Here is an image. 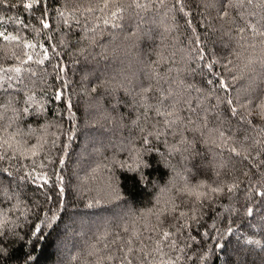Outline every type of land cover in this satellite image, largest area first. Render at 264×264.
<instances>
[{
  "label": "trees",
  "instance_id": "1",
  "mask_svg": "<svg viewBox=\"0 0 264 264\" xmlns=\"http://www.w3.org/2000/svg\"><path fill=\"white\" fill-rule=\"evenodd\" d=\"M90 2L95 3L96 0H41L40 5L34 6L33 10H25L23 0H19L17 8L0 7V15L5 17L4 21H0V29L19 34L33 43L37 41L44 43L50 53V59L45 61L44 65L29 62L24 66L30 67L36 75L33 76L29 71L20 74L23 80V84H17L21 89L20 96L14 92L9 96L8 92L0 90V104H7L11 100L14 106H22L25 89L34 93L37 101L47 93L49 103L46 107L51 110L48 118L62 125L60 129L55 127L49 129V133L56 132L59 136L55 149L33 158L35 163L32 160L21 161L27 165L26 170L31 171L32 175L19 182V187L11 189L20 192L19 198L23 203L9 215L14 220L19 217L16 231L25 239L13 241L9 246L10 256L7 259H0V264H23L24 256L28 253L33 257L32 264H85L86 259H91L86 257V251L100 233L106 228L116 230L117 225L130 221L133 213L138 214L141 209L152 207L157 194L156 186H164L170 178L181 182L175 172H182L184 168L191 169L187 174L193 182L197 179H206L209 182L230 179L231 175L238 176L241 181L240 188L233 194L231 200L225 194L204 209L206 215L202 221L203 227L199 231L203 232L215 221L216 228L224 233V239L204 241L212 250L209 264H264V202L245 199L244 192L248 186V179L242 175V171L249 166L248 162L241 163L240 158L234 157L226 147L218 149L212 144L200 143L198 133H186L189 139L193 135L197 137L198 155L194 157L184 159L180 153H174L169 157L170 166L165 167L164 163H157L160 157L153 154V168L148 171L151 179L156 182L155 185H149L147 189L139 186L133 188L132 182L127 181L122 185L126 200H112L105 195L108 177L114 175L122 180L124 175L113 165V158L118 161L127 160L130 153L141 147L140 137L143 134L132 121L140 115L139 124H143L144 109L139 100L142 89L151 87L146 93L150 103H155L160 91L165 95L171 91L172 98L167 103L179 101L177 107L181 109L180 114L185 118L197 119V113L190 112L184 101L192 100V107L195 108L196 98L201 93H197L194 88H188V85L207 88L205 80L215 78L211 77L207 69H197L195 73L189 71V66L195 67V63L188 59L189 50L195 47L189 43L190 38H193L192 28L196 29V35H199L203 42L204 63H208L213 57L219 61L214 70L225 77L230 85L228 92L233 98L238 93L242 97L250 94L256 99L264 95V65L258 59H254L251 65L245 67L249 57L260 55L259 48L253 51L247 46L239 47L238 37L234 34L235 25L229 21H221L216 8L205 7L210 0H183L185 11L189 12L187 17L179 11L178 5L173 9L175 0H164L162 6L159 5V0H154L158 6L148 11L129 9L125 12L123 24L119 28L105 27L101 24L103 34L97 35L96 43L87 47L83 54H79L73 49L79 47L76 41L82 34V28L70 20L71 29L61 24L60 31H56L58 19L56 10L57 8L63 10L65 3L71 7L87 6ZM45 4L52 31L45 30L37 36L31 28H24L23 24L16 23L20 20L24 24H37L35 17L41 14ZM256 11L259 12L258 9ZM7 17L12 19L8 20ZM77 18L82 25L84 17L77 13ZM250 19L258 21L260 16ZM186 20H191V27ZM237 23L242 25L243 21L237 18ZM63 32L69 33L70 44L69 47H58L56 51L60 55L56 56L51 51V44L58 43ZM49 35L53 37L51 42L47 40ZM24 51L22 44L17 46L13 42L5 47V42L0 40V68L5 69V72H0V76L15 75L7 71L20 63L13 53L23 59ZM28 51L35 58L41 49L37 47ZM57 61L66 64L65 72L61 73V81L55 79L56 72L53 70V65ZM228 61L232 63L228 64ZM226 64L231 69L230 72H225ZM232 76H236L237 79L232 81ZM63 81H67L63 93L65 100L71 98L73 118H69L66 104L53 99V88L60 87ZM13 83L16 81L13 80ZM94 85L96 91H92ZM4 86L7 88L6 82ZM12 91L9 89V92ZM216 94L225 95L219 89ZM116 100L121 103L116 104ZM214 104L216 100L213 96L205 101L204 106L211 108ZM217 111L231 118V128L225 125L224 130L236 136L238 147L239 141L243 140L245 135V129L249 126L240 122L238 117H231L226 104H221ZM54 112L61 115L54 116ZM10 115L11 112H8L6 117ZM209 119L211 121L214 117L210 115ZM5 123L6 120L0 121V127ZM27 123L37 127L36 123L29 119L21 122L25 130ZM69 133L72 136L71 140L68 139ZM248 134L255 135L251 129ZM51 138L49 135V139ZM164 139L162 137L159 142L153 141V144L167 155ZM167 140L169 143H175L171 135ZM31 142L34 143L35 139L33 138ZM245 143H251V140ZM63 144L68 145L66 150ZM46 155H50L51 160L46 159ZM60 156L64 158L63 164L59 162ZM222 163L224 167H220ZM41 164L44 165L43 168L40 167ZM233 167L236 169L235 172ZM24 171L25 169H22L20 174L23 175ZM216 172L220 173L219 177L215 175ZM39 174H46L48 177V183L43 187L40 186L43 181L33 183V179ZM98 199L100 203H96ZM14 203L15 199L8 202L0 197V209H8ZM222 205H230L239 211L232 212L230 208ZM249 205L254 209L251 216L246 214V207ZM25 208L28 209L27 219L20 215V211ZM53 212L57 218L51 221L49 226V218ZM229 221L233 229L230 234L225 232ZM37 224L41 230L37 236L32 237L31 231H35ZM208 231L210 236L217 235L216 229L208 228ZM144 235L147 236L149 233ZM248 236L260 240L262 246L246 244L244 238ZM29 240L32 242L28 243ZM216 244L223 247H213ZM199 247L202 245H195L192 251ZM192 251L188 254L191 255ZM189 264H198V261Z\"/></svg>",
  "mask_w": 264,
  "mask_h": 264
},
{
  "label": "snow or ice",
  "instance_id": "2",
  "mask_svg": "<svg viewBox=\"0 0 264 264\" xmlns=\"http://www.w3.org/2000/svg\"><path fill=\"white\" fill-rule=\"evenodd\" d=\"M41 0H23V7L25 10H33L34 6H39ZM164 0H159V5L162 6ZM19 0L12 2V0H0V7L17 8ZM179 6V11L185 17L189 12L185 11L183 0H175V5ZM158 6L154 0H96L95 3H88L84 5H74L69 7L67 3L61 8H57L56 31H60V25L71 29L70 20L75 21L77 25L82 28V34L79 36L76 44L79 47L73 49L74 52L83 54L87 47L96 43L97 35H102L104 29L100 28L103 24L105 27L119 28L124 21V14L129 9H138L148 11ZM205 7H214L217 10L218 17L221 21H229L235 25V35L238 37L237 44L241 48H251L256 51L259 48L260 55L258 57H249L248 67L253 63L254 59L264 65V0H210L205 4ZM259 10L257 12L256 10ZM77 13L84 17V23L81 25L77 18ZM257 15L260 19L254 20ZM237 18L243 21L240 25L237 23ZM11 20L12 17H7ZM175 19V17H173ZM5 17L0 15V21H4ZM37 24H24L23 21L17 20V24H23L24 28H31L37 36L45 30L52 31L50 23L49 12L47 5L41 10V14L35 17ZM191 27V20L185 21ZM193 38H190L189 43L194 44L195 47L190 49L189 61L195 63V67L189 66V71L195 73L197 69H207L211 77L215 79H206L205 84L208 86L197 87L194 84H189L188 88H194L197 93H201L196 98V107H192V100H186L184 103L188 106V110L192 113H197V119L193 120L191 117L185 118L182 116L181 109L177 107L179 101L173 100L167 103L172 98V93L169 91L167 95L160 91L159 98L155 103L149 102V97L146 95L151 90V87L141 90L139 97L140 104L144 111L143 124H139L141 116L138 115L132 121L134 125L139 127V131L143 134L140 139L142 141L141 147L135 149L130 153L127 160L118 161L113 158V165L118 167L123 175V179L116 176H109L106 185L105 195L112 200L123 201L127 197L122 190L123 183L127 181L132 182L133 188L139 186L147 189L149 185H155V181L151 179L148 170L153 168L152 158L153 154L160 157L157 163H164L165 167H169V157L174 153H180L182 158L187 159L198 155L197 137L193 135L191 139L186 133H198L199 142L203 144H212L218 149L227 150L234 156L239 157L240 162H248V167L242 171V175L248 179V186L244 192L245 199L248 201L259 200L264 202V95L259 99L247 94L241 96L239 93L235 98L228 92L230 85L225 77L218 71H215V65L219 61L213 57L208 63H204L205 49L202 46V41L199 35H196V29L192 28ZM69 33L63 32L59 38L58 43L51 44V51L56 56L60 53L56 51L58 47H69L70 41L68 39ZM52 36H48L47 40L51 42ZM0 40L5 42V47L15 42L17 46L23 45V59L20 56H13L20 63L18 66L10 67L7 71L15 75L0 76V90L8 92L9 96L13 92L20 96L21 89L17 84H23L20 74L23 71H29L33 76L30 67H24L29 62H34L38 65H44L45 61L50 59L49 48L44 43H33L31 40L24 39L19 34H13L6 29H0ZM39 47L41 52L34 56L29 52V49H36ZM76 63V61H73ZM232 61H228L231 64ZM228 64L224 65L225 72H230L231 69ZM58 69V70H57ZM66 64L57 61L53 65V70L56 72L55 79L62 80L61 73H64ZM0 72H5V69L0 68ZM157 75H159L157 73ZM232 81L237 79L236 76L231 77ZM13 80L16 83H13ZM5 82L7 88H5ZM46 83V81H45ZM67 87V81H63L60 87L53 88V99L61 101L66 104L69 118L74 117L72 112L71 98L64 99L63 89ZM9 89L13 90L9 92ZM217 89L225 93L224 96L216 94ZM92 91H96L94 85ZM215 97L216 104L211 108L205 107L204 103L209 97ZM47 93L40 101L35 99V94L28 90L23 91V105L14 106L9 100L7 104H0V121L6 123L0 127V197L4 201L11 202L15 199V203L8 209H0V259H7L10 256V244L13 241H23L25 239L18 231L17 217L12 219L9 213L14 212L23 201L20 200V192L12 191L14 187H19V182H23L26 178L31 177V171H27V165L21 161L32 160L41 155V153H50L57 147L59 136L56 132L49 133V129L55 127L60 129L62 125L55 120H49L48 114L50 109L46 106L49 100L46 98ZM121 101L116 100V104ZM135 103V101H134ZM221 104L227 105V111L231 117H238L239 121L247 124L248 129H245L243 140L239 141L237 147V138L233 134H229L224 130L225 125L231 128V118L224 115V113L217 111ZM199 110V112H198ZM11 112L10 116L6 114ZM54 116H60L61 113L54 112ZM214 119L210 121L209 117ZM153 118H155L153 120ZM32 120L37 127H33L31 123H27V130L21 125V122ZM210 123L212 126L210 127ZM15 125V127H13ZM11 129V131H10ZM251 129L255 135H249L248 131ZM51 135V139H49ZM171 135L175 143H169L167 137ZM179 139H176V137ZM163 140L167 155L161 152L158 147L153 144V141L159 142ZM35 142H31L32 139ZM68 139L72 136L69 133ZM251 140V143H245ZM229 141H232L230 144ZM50 146V147H49ZM67 144H63L66 150ZM255 152V155H253ZM187 154V156H185ZM46 159L51 160L50 155L45 156ZM60 164L64 163L63 156L58 157ZM222 163L220 167H224ZM44 167L43 164L40 165ZM108 167V165H105ZM25 169L24 174L21 175V170ZM253 169L255 171L253 172ZM175 172V169H173ZM236 169L233 167V172ZM191 169L184 168L182 172H175L176 176L180 177L181 182H176L174 178H170L164 186H156L157 194L154 197L155 203L150 208L141 209L138 214L133 213L130 221H125L122 225H117L116 230L106 228L95 241L89 245L86 251L85 264H189V262L198 261V264H209V258L212 255V250L207 247L204 241L208 239H224V233L216 228V223L213 221L211 225L205 228L203 232L199 229L203 227L202 221L206 215L204 209L210 207L213 203L219 200L220 197L227 194L231 200L233 194L240 188V179L236 175H231L230 179L213 180L209 182L206 179H197L193 182L189 179L187 173ZM217 177L220 176L216 172ZM255 177V179H253ZM58 179H62L58 177ZM43 181V184L48 183L46 174H39L33 179V183ZM61 195L63 188L60 189ZM51 199V197H49ZM61 203H63L61 201ZM100 203V200H96ZM222 207L230 208L232 212L239 211L232 206ZM253 206L246 207V214L251 216L253 214ZM28 209L25 208L20 211V215L27 219ZM56 213L53 212L49 218V226L51 221L56 220ZM43 223V221H41ZM225 228L226 233H232L233 229L230 226ZM195 227V234H193ZM208 228L216 229L217 235L210 236ZM41 230L40 225L37 224L35 231H31V236H37ZM145 233L149 235L145 236ZM201 237V239H198ZM150 241L151 243H146ZM32 241L29 240L28 243ZM246 244H254L262 246L260 240H254L251 236L245 237ZM195 245H202L192 251ZM213 247L222 248L223 245L216 244ZM167 250V251H166ZM192 251V254L188 253ZM75 259V257H73ZM33 257L30 253L24 256L23 264H32Z\"/></svg>",
  "mask_w": 264,
  "mask_h": 264
}]
</instances>
